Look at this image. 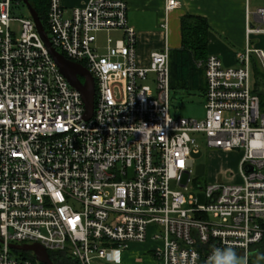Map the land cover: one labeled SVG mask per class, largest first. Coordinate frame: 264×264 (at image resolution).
Segmentation results:
<instances>
[{
	"label": "built area",
	"instance_id": "built-area-1",
	"mask_svg": "<svg viewBox=\"0 0 264 264\" xmlns=\"http://www.w3.org/2000/svg\"><path fill=\"white\" fill-rule=\"evenodd\" d=\"M21 1L0 0V264H121L132 242L148 240L161 244L160 264H217V249L226 248L242 264H264L252 261L264 241V150L249 151L251 140H264L251 82L254 56L264 69V49L251 36L264 29L250 12L238 66L217 55L199 63L206 117L196 120L170 111L169 12L179 0H166V44L148 64L125 0L70 9L50 0L52 46L95 79L94 113L86 119L82 93L61 72L31 13L15 17ZM257 14L264 23V7ZM115 32L122 38L98 45L100 33ZM198 133L211 149L243 150L240 182L197 184ZM35 244L51 263L22 248Z\"/></svg>",
	"mask_w": 264,
	"mask_h": 264
},
{
	"label": "crops",
	"instance_id": "crops-1",
	"mask_svg": "<svg viewBox=\"0 0 264 264\" xmlns=\"http://www.w3.org/2000/svg\"><path fill=\"white\" fill-rule=\"evenodd\" d=\"M89 0H63L67 8L81 7ZM128 4V21L138 34V51L143 64H148L152 52L161 50L166 44V36L162 27L167 15L166 0H125ZM181 6L169 12L170 33L168 42L171 52L182 46L181 19L187 14L206 18L211 31L208 34V56L217 55L228 66H238L239 56L248 46L247 16L255 25L260 24L257 10L264 7V0H179ZM251 44L255 48L264 49V33L257 35ZM223 154L236 153V150L215 149ZM240 161H233L230 168H224L219 175L211 177L210 183L220 178H233L234 168ZM239 180L240 176L238 174ZM239 182V181H238ZM208 183V181H206ZM161 244L154 240L143 243H131L124 252L121 264H159L155 257L156 248ZM112 264V263H103Z\"/></svg>",
	"mask_w": 264,
	"mask_h": 264
},
{
	"label": "rangeland",
	"instance_id": "rangeland-1",
	"mask_svg": "<svg viewBox=\"0 0 264 264\" xmlns=\"http://www.w3.org/2000/svg\"><path fill=\"white\" fill-rule=\"evenodd\" d=\"M15 17H28L30 12L28 7L22 2L15 9ZM13 29L20 33L22 28L18 22L13 24ZM112 37L114 39L122 38V35L119 32L115 33H100L98 39V45L103 48L106 44L107 38ZM257 37L256 34L251 36L252 41ZM252 76L251 82L253 87L260 88V92L263 93V106L262 110L264 111V69L262 67L261 61L257 57L252 58ZM82 80L84 78L82 77ZM186 80L184 75L180 77V81L177 84L178 86L171 90V98H170V111L173 117H183L187 119H196L203 120L206 117V97H205V86H206V78L203 77V87L195 88V89H186L181 87V83ZM154 87L155 84L151 83ZM197 145L199 152L193 153L194 158V175L198 178V182L205 186L206 181L210 183L211 177H216L219 175L224 168H230L233 161H240L243 156V150H236V153H230L228 155L220 153L215 149H211L207 146V138L204 134L198 133L195 134ZM234 168V176L233 178L223 177L220 178L221 181H231V182H240L238 174L240 172L239 164ZM197 182V181H196ZM197 182V184H198ZM195 195L199 198L201 204L205 203L204 193L201 190H196ZM135 242H132V244ZM139 243V242H137ZM241 259V258H240ZM254 263H263L264 258L257 259L253 261ZM157 263H159L157 261ZM160 264V263H159Z\"/></svg>",
	"mask_w": 264,
	"mask_h": 264
},
{
	"label": "trees",
	"instance_id": "trees-1",
	"mask_svg": "<svg viewBox=\"0 0 264 264\" xmlns=\"http://www.w3.org/2000/svg\"><path fill=\"white\" fill-rule=\"evenodd\" d=\"M23 0L21 1V3ZM36 10L45 30L48 32V10L50 0H28ZM211 31L209 21L201 16L187 14L181 19L182 46L180 49L171 52V90L176 88L180 77L184 75L186 80L181 87L195 89L203 87L205 68L199 66L208 58V34ZM206 91V86L204 88ZM263 106V93L256 87ZM198 182V178H196ZM256 254L252 261L264 258V241L253 247Z\"/></svg>",
	"mask_w": 264,
	"mask_h": 264
},
{
	"label": "water",
	"instance_id": "water-1",
	"mask_svg": "<svg viewBox=\"0 0 264 264\" xmlns=\"http://www.w3.org/2000/svg\"><path fill=\"white\" fill-rule=\"evenodd\" d=\"M23 2L28 7L29 12L33 16L38 30L43 40L45 41L46 45L48 46L53 59L56 61L57 65L59 66L61 72L68 79L70 84L82 93V97L86 108L85 118L90 119L94 113L95 94H96L95 79L93 75L85 66L67 59L63 54L58 52L52 46L47 36V33L44 29V26L42 24V21L40 20L36 10L30 5L28 0H23ZM79 76H82L84 78V82L80 80ZM22 248L26 250H33L36 253L39 260L46 263H51L47 252L40 245L38 244L23 245Z\"/></svg>",
	"mask_w": 264,
	"mask_h": 264
},
{
	"label": "clouds",
	"instance_id": "clouds-1",
	"mask_svg": "<svg viewBox=\"0 0 264 264\" xmlns=\"http://www.w3.org/2000/svg\"><path fill=\"white\" fill-rule=\"evenodd\" d=\"M264 150V140L259 137L254 138L249 142V151ZM217 252L222 253V259L217 264H242L241 259L237 256L236 252L231 248L224 250L217 249Z\"/></svg>",
	"mask_w": 264,
	"mask_h": 264
},
{
	"label": "flooded vegetation",
	"instance_id": "flooded-vegetation-1",
	"mask_svg": "<svg viewBox=\"0 0 264 264\" xmlns=\"http://www.w3.org/2000/svg\"><path fill=\"white\" fill-rule=\"evenodd\" d=\"M79 78L82 80V76H79Z\"/></svg>",
	"mask_w": 264,
	"mask_h": 264
},
{
	"label": "snow or ice",
	"instance_id": "snow-or-ice-1",
	"mask_svg": "<svg viewBox=\"0 0 264 264\" xmlns=\"http://www.w3.org/2000/svg\"><path fill=\"white\" fill-rule=\"evenodd\" d=\"M181 166H183V162L181 161Z\"/></svg>",
	"mask_w": 264,
	"mask_h": 264
}]
</instances>
